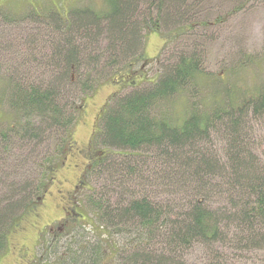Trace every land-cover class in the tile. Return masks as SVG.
Listing matches in <instances>:
<instances>
[{"label":"trees","instance_id":"trees-1","mask_svg":"<svg viewBox=\"0 0 264 264\" xmlns=\"http://www.w3.org/2000/svg\"><path fill=\"white\" fill-rule=\"evenodd\" d=\"M140 1L152 8L157 4V0H110L109 13L99 15L78 10L71 13L67 24L52 15L50 20L57 37L50 40L54 50L46 67L57 73L47 80L42 77L32 80L27 73L23 75L26 62L19 65L17 75H7L4 79L18 124L8 130V136H1L5 144L20 137L38 146L64 130L66 136L60 151L63 156L74 142L72 124L76 121L68 116L69 104L65 101L70 89L77 87L69 83L70 74L85 71V65L92 66L90 73L102 64L120 67V62L130 59L115 70L111 83L117 86L118 93L112 100L118 99V102L111 109L110 104L104 107L98 118L102 121L101 132L94 134L110 153L97 160L95 152L90 158L94 164L90 172L104 180L105 185L95 191L97 197L90 196L86 201L97 215L102 234L104 230L108 232L103 240L106 248L102 245L99 249L79 248L67 254L68 257L58 259L56 264H111L102 262L108 253L117 257L115 264H241L235 258L254 255V258H264V89H254L242 96L237 91L234 97L226 89L219 100H212L215 105L211 110L199 112L191 108L190 115L180 126L173 125L172 120L156 116L154 111L158 103L187 88L200 74L196 59L182 56L177 65L167 67L166 73L156 78L152 88L121 98L126 90L140 88L146 78V73L137 66L152 63L143 54L133 51L139 45L142 32H159L164 14L177 19L174 14L184 13L181 8L187 2L159 0L155 7L157 18L154 22H145L138 17L143 15L138 5ZM175 3L180 10L174 7ZM173 9H176L174 13ZM10 16L2 25L22 27L28 21H44L36 14L34 19L20 18L14 13ZM187 31L178 36H186ZM104 35L108 44L100 42ZM79 36L86 41L84 46L78 43L76 37ZM165 37L169 39L170 35ZM2 40L6 38H0V42ZM40 66L42 68L43 63L36 64L38 70ZM32 67L36 68L34 63ZM91 89L94 88L86 92ZM81 108L71 106L75 114ZM20 114L25 122L20 121ZM8 137L11 139L6 142ZM114 150L155 151L153 163L165 167V174L160 181L154 180L176 190L175 194L185 193V198L174 203L154 201L151 193L142 192L151 186V179L142 170L146 162H135L133 158L138 157L116 154ZM119 156L124 159L131 156V159L115 160ZM167 169L181 175L182 180H171ZM49 171L47 169V174L51 175L52 170ZM108 180L115 184L114 188L107 186ZM48 183H51L50 178ZM41 185L46 188L49 184ZM33 187V184L25 185L15 194L19 197L33 193ZM9 196L11 199L6 204H0V250L5 246L3 229L21 202L11 201L12 195ZM34 204L25 206L26 216ZM198 250L207 257L193 262L190 255Z\"/></svg>","mask_w":264,"mask_h":264},{"label":"rangeland","instance_id":"rangeland-1","mask_svg":"<svg viewBox=\"0 0 264 264\" xmlns=\"http://www.w3.org/2000/svg\"><path fill=\"white\" fill-rule=\"evenodd\" d=\"M110 0H0V38H6L0 44V204L9 201L19 203L17 209L12 213V218L7 222L3 231L6 235L3 241L5 246L0 250V264H56L58 259L68 257L74 251L80 249H99L103 246L108 232L99 228L97 215L87 205V198L96 196L95 191H100L104 187L102 181L97 175L91 173L93 163L89 162L93 153L83 155L84 146L90 142L91 134L96 135L101 132L102 121L97 118L104 107L110 108L117 103L118 99L112 100L118 93L117 86L111 82L115 76V70L119 66L104 67L105 64L92 70L85 65V71L70 74L69 83L72 82L77 87L70 89L69 96L65 97L69 117L76 119L72 124L73 144L71 145V155L66 161V166L60 168L63 152V141L66 133L64 130L60 133H54L49 136L45 143L36 146V143L25 141L18 138L17 141L10 140V144L4 142L1 138L3 134H8V130L14 125L17 119V113L10 106V95L7 94L5 80L7 75H17L19 65L28 63L22 69L23 75L27 73L32 80L42 77L44 80L49 76H54L57 71H48L46 65L52 60L51 55L54 50L51 39L57 37L56 29L51 24L52 15L59 16L63 23L67 24L68 17L75 11H92L93 13L103 15L111 11ZM157 4L153 8L143 1L138 3L140 12L143 15L138 16L140 21L147 20L154 22L157 18ZM169 3V2H168ZM174 7L180 10L179 4ZM184 13H175L174 17L164 14V20L161 18L160 31L148 32L144 30L141 34L139 45L133 51L141 53L151 60L152 63L139 64L137 68L146 73V78L141 81L142 85L138 89L126 90L120 95L136 93V91H145L152 88V84L160 75H164L167 67L177 65L182 56H192L198 62L200 74L189 83L188 87L166 101L158 103L159 107L154 111V115L165 117L173 125L180 126L191 112V108L199 109V112L209 111L215 105L212 100H219L224 91H231L234 97L235 93L241 96L254 92V89H264V0H187ZM176 9H173V13ZM18 14L20 18L26 16L36 18L35 14L43 18V22L36 20L34 23L27 22L22 27H11L2 25V22L9 20L12 14ZM32 15V16H29ZM172 15V14H169ZM166 16V17H165ZM32 20V19H30ZM5 23V22H4ZM140 23V22H139ZM191 27V28H189ZM184 28H187L184 30ZM189 32H188V31ZM29 31V32H28ZM187 31L186 36H178ZM53 33V36H52ZM84 34V33H83ZM170 35L168 39L165 35ZM184 35V34H183ZM105 36H102L100 42H105ZM83 46L86 44L84 39L76 37ZM104 39V40H103ZM27 40V41H26ZM103 40V41H102ZM170 42V44H168ZM172 42V43H171ZM159 57L160 60L156 61ZM129 60L120 62V67ZM43 63V67L34 69L32 64ZM119 63V62H118ZM43 72H45L43 74ZM86 72V75H84ZM61 71L58 72V74ZM2 77V78H1ZM96 81V83H95ZM91 89L86 92V89ZM227 89V90H226ZM235 92V93H234ZM6 94V97H4ZM236 96V99L238 97ZM232 97V98H233ZM240 97V96H239ZM241 98V97H240ZM111 102V103H110ZM80 106L81 111L75 114L71 106ZM22 122V115H19ZM24 125L25 123H21ZM11 134V133H10ZM93 135V141L90 150H93L95 159L105 157L109 152L107 146H103L101 140ZM218 141H215V145ZM264 149V146L263 148ZM120 154H129L138 158H133L135 162H146L143 169L146 177H149L151 186L143 189V193H151L150 198L159 202L162 200L170 202H181L185 198V193L175 194L176 190L168 188L154 179L160 181L164 173L161 165L154 164L156 158L155 151L138 150V152L114 150ZM110 153V152H109ZM125 160L119 156L115 160ZM114 160V161H115ZM88 164V170L81 173L84 165ZM107 164H109L107 162ZM79 165V172L75 166ZM59 169L55 175L53 185L49 182L51 178L47 174V169ZM163 169V170H162ZM162 170V171H161ZM49 171V172H50ZM155 176V174H157ZM167 174L171 180L180 182L181 175H176L175 171L167 169ZM81 176V178H80ZM155 176V177H154ZM77 179L86 183V188L79 191L76 199L78 213L81 217L77 218V226L69 228L61 236L52 238L51 232L47 226H51L55 221L64 218L63 198L67 193L73 190ZM152 181V182H151ZM109 188H114L110 180L107 181ZM44 183V186L41 187ZM33 184L34 192L17 196L21 188L25 185L30 187ZM15 187H18L15 189ZM41 188L43 191L40 192ZM137 188V187H136ZM134 188V189H136ZM18 189V190H17ZM40 189V190H39ZM63 192V195L59 193ZM16 193V194H15ZM142 196V195H141ZM44 202L45 206L41 212L38 225L34 226L36 219L34 217L26 218L24 214L25 206ZM3 204V205H4ZM2 205V206H3ZM37 223V222H36ZM21 224L19 228L16 225ZM47 227V229L45 228ZM16 228V229H15ZM46 229V231H44ZM2 232V233H3ZM47 233L44 236V233ZM41 233V234H40ZM105 233V234H104ZM40 235V237H39ZM42 235V236H41ZM106 235V236H105ZM39 237V238H38ZM117 241L118 239H113ZM99 244V245H98ZM124 244V241L121 242ZM120 244V245H121ZM28 251L26 258L24 251ZM207 254L198 250L190 259L200 260L206 258ZM255 257V255H254ZM244 259L235 258L236 262L241 264H264V258ZM117 257L113 253H108L104 262L115 264ZM101 262V263H102Z\"/></svg>","mask_w":264,"mask_h":264},{"label":"flooded vegetation","instance_id":"flooded-vegetation-1","mask_svg":"<svg viewBox=\"0 0 264 264\" xmlns=\"http://www.w3.org/2000/svg\"><path fill=\"white\" fill-rule=\"evenodd\" d=\"M100 115H101V111L98 114L97 118H99ZM95 133H96V131H94V133L91 134L90 142L88 144H86V146H84V148L82 149V150H84V153L81 152L80 158L83 155H89L90 153H94V151L90 150L91 149L90 145H91V143L93 141L92 139H93V135ZM71 148L72 147H70L68 150H66L65 151L66 153L62 156V159H61V162H60L61 163L60 168H63L64 166H66V164H67L66 161H68V159H69V157L71 155V151H70ZM89 162H91V161L89 160ZM78 168L80 169V166L76 165L75 169H77L78 172H79ZM57 170H59V169L53 168V170L51 172L52 175H51V178H50V182H51L52 185L54 183L55 175L57 173ZM87 170H88V164L84 165V168L82 169L81 173L84 175V173L87 172ZM80 178H81V176H80ZM85 188H86V183H84L83 180H81V179H77V182H75V185L73 187V190L70 193H67L65 196H62L63 205L65 206V208H64V212H65L64 218L61 219L60 221H55V223H53L51 226H47L50 229V230H47V231L51 232V234H54V235H52V238L55 237V239H56L58 235L61 236L69 228L71 229V227L77 226V218H79L81 216L78 213L77 205H75L76 204V199L78 197V195H76V194L79 191L84 190ZM59 193L61 195H63L62 191H59ZM39 202H40V199H39V201L37 203H35L33 205V209H31L27 213V217H26V218L34 217L36 219L34 226H32L33 228L36 225H38L39 220L41 219L40 218L41 212H42V210L44 209V206H45L44 202H42V203H39ZM20 225L21 224L16 225V228L17 227L19 228ZM47 227H45V228L47 229ZM46 229L44 231H46ZM46 232L44 233V236H46V234H47ZM39 237H40V235H39ZM21 250L24 251V254H25L26 258H27L28 257V254H27L28 251H26L25 248L21 249ZM28 264H33V262L30 261Z\"/></svg>","mask_w":264,"mask_h":264}]
</instances>
